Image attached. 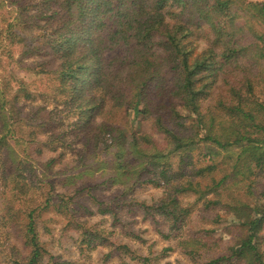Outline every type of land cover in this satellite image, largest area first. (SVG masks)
Wrapping results in <instances>:
<instances>
[{"label":"trees","instance_id":"16d2710c","mask_svg":"<svg viewBox=\"0 0 264 264\" xmlns=\"http://www.w3.org/2000/svg\"><path fill=\"white\" fill-rule=\"evenodd\" d=\"M7 1L11 7L0 0V49L11 43L23 57L45 49L58 56L55 68L46 71L52 91L71 106L78 128L92 132L101 146L70 169L52 172L55 159L41 163L31 157L30 146L38 142L33 125L28 138L15 129V102L30 99L32 91L16 81V91L7 96V85H0V225L27 250L7 264H75L44 249L37 219L56 207L54 198L63 204L86 191L98 203L95 190L117 186L122 199L97 209L112 226L122 224L120 211L136 208L144 219L164 218L169 232H186L178 244L192 264H264V193H254V179L264 173V2L41 0L39 18L48 28L32 35L21 28L19 0ZM130 113L149 132L132 129ZM34 114L32 123L45 124L44 108ZM27 171L47 193L41 204L24 209L19 203L29 197ZM146 184L164 187L157 201L124 199ZM69 190L74 193L68 197ZM185 195L194 197L192 203H181L178 197ZM199 202L204 209H222L238 229L221 253L212 252L214 228H187ZM68 217L80 249H107L102 264L113 258L117 264H160L171 250L162 249L157 258L142 255L97 224Z\"/></svg>","mask_w":264,"mask_h":264},{"label":"rangeland","instance_id":"374dc122","mask_svg":"<svg viewBox=\"0 0 264 264\" xmlns=\"http://www.w3.org/2000/svg\"><path fill=\"white\" fill-rule=\"evenodd\" d=\"M5 1V4L11 7L8 1ZM248 1L264 2L263 0ZM40 4L41 0H19V5L22 7L21 16L25 23V27L21 28H27L28 33L32 35L45 32L46 28H48V25H44V20L39 18ZM3 28L4 25L0 24V30ZM5 46L3 50L0 49V85H7V96H11L16 91V81L28 85L30 91H32L30 99L23 100L19 98L15 102L17 117L19 118V124L15 127L17 136L28 138L27 133L34 131L33 134L35 133L34 136L36 135L37 137L38 142L35 143L33 141L30 146L31 157H35L41 163L49 159H55L52 167V172H54L60 168L70 169L79 156H91L97 152L101 146L99 144L95 146V137H92V132L90 135H86L85 131L78 128L80 121L71 110V106H68L65 99L57 97L56 93L52 91V84L50 83L52 78L49 72L46 71L55 68L58 63L56 58L58 56L45 49L43 52H34L29 56L23 57L21 54L22 49L19 46L11 45V43H6ZM201 47L202 44H199L197 50H200ZM37 108H44L48 113L47 121L42 126H40V122L32 123L30 121L31 117L35 115ZM130 122L132 129H141V131L149 132L148 124L134 118L132 113H130ZM31 125L34 127L33 130ZM188 125L189 122L186 123V126ZM50 148H55V151H51ZM37 149L41 150L40 153L37 152ZM193 161H195V158ZM27 172L24 182L29 186V197L22 198V203H19L24 209L41 204L47 193L46 187L42 186L38 176L33 172ZM144 178L148 179V176ZM51 179H54V177ZM254 180L256 182L254 193H264V173ZM55 189L58 193H62L59 186L55 187ZM163 189L164 187H154L150 184L140 185L131 195H127L124 199L127 201L134 198L151 204L162 196ZM3 191L7 193L6 197H8V192ZM121 191V186L97 189L94 191V195L98 203H94L86 195V191L73 195L74 191L69 190L67 196L73 195L74 198L70 201L71 203L67 201L63 203L67 207L63 204H58V199L54 198L56 207L51 206L47 210L42 211L41 216L37 219L38 238L44 249L53 257H59L60 261L75 264H102L101 254L107 249L99 246L91 251L87 248L80 249L78 247L76 243L77 233L72 228V225L68 226V221H70L68 216L74 214L77 219L86 222L88 226L97 224L100 228L111 232L113 241L122 244L128 243L137 253L142 255H150L152 258H157L162 249L170 248L171 250L165 253L163 260L158 259L160 264H192L189 258L181 252L178 244L184 238L186 232H169L168 224L161 216L144 219L136 208L132 210V213H127V210H123L119 212L122 224L112 226L109 215L97 213L99 206L102 208L105 205L104 203L113 201L117 196L119 198ZM208 198L210 199L211 196ZM120 199L122 197L117 199V201ZM178 199L181 203L186 204L192 203L194 197L185 195L178 197ZM99 202L101 205H99ZM3 204L4 201L1 199L0 215ZM202 205L203 203L201 202L195 205L193 212L188 218L187 228L189 227L192 231L214 228L215 232L209 238V240H215L212 252L221 253L232 242V237L237 234L238 229L235 228V224L231 219L228 221L229 217L224 215L222 209H213L211 207L204 209ZM59 206L61 208H57ZM87 209L92 212L91 215L85 211ZM217 215L223 216V220L225 217L227 224L222 219H219ZM4 231H8L9 234H5V237L0 236V264H7L10 256L16 255L20 257L27 253L26 249H22V243L16 241L12 232L7 230V227L0 225V232ZM167 234L170 235L169 239L165 238ZM47 257L43 258V263L48 262ZM117 262L116 258H113L108 264H117Z\"/></svg>","mask_w":264,"mask_h":264},{"label":"crops","instance_id":"0c3cea01","mask_svg":"<svg viewBox=\"0 0 264 264\" xmlns=\"http://www.w3.org/2000/svg\"><path fill=\"white\" fill-rule=\"evenodd\" d=\"M264 1V0H263Z\"/></svg>","mask_w":264,"mask_h":264}]
</instances>
